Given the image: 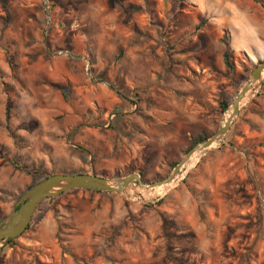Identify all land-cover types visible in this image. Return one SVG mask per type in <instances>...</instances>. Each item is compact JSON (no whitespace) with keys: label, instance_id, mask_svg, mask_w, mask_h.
<instances>
[{"label":"rangeland","instance_id":"obj_1","mask_svg":"<svg viewBox=\"0 0 264 264\" xmlns=\"http://www.w3.org/2000/svg\"><path fill=\"white\" fill-rule=\"evenodd\" d=\"M262 60L252 0H0V220L43 175L168 176L224 122L220 92L231 105ZM156 192L110 193L104 211L100 196L86 228H60L62 252L73 264H264V77L223 140ZM28 233L0 245V264L60 263L52 247L28 250Z\"/></svg>","mask_w":264,"mask_h":264},{"label":"water","instance_id":"obj_2","mask_svg":"<svg viewBox=\"0 0 264 264\" xmlns=\"http://www.w3.org/2000/svg\"><path fill=\"white\" fill-rule=\"evenodd\" d=\"M263 77L264 60L260 61L250 71L249 81L237 92L231 105L226 110L227 115L221 126L211 136L197 142L191 147L184 157L174 165L171 173L164 178L153 182H145L141 179L139 173H130L113 178L97 176L92 172L47 174L46 177L29 187L21 195L17 205L11 212L0 220V245L5 244L9 239L19 237L25 231L31 222L33 214L43 200L58 196L71 189L103 193H121L129 187L137 191L141 190L143 193H147L148 191L156 192L160 188L168 190L176 183L179 172L188 164L193 154L204 153L223 140L241 107L259 91ZM137 197L142 198V193L137 194Z\"/></svg>","mask_w":264,"mask_h":264},{"label":"crops","instance_id":"obj_3","mask_svg":"<svg viewBox=\"0 0 264 264\" xmlns=\"http://www.w3.org/2000/svg\"><path fill=\"white\" fill-rule=\"evenodd\" d=\"M88 192V191H87ZM103 193V192H102ZM66 194V195H65ZM57 199L51 201V207L47 206L45 201H42V203L39 205L37 210L35 211L33 217H32V223L33 228L30 226L29 230L30 233L28 235H25L24 237L20 238L24 244H26V248L28 250L33 251L37 255H39L40 250L45 249V248H54L55 250L58 251L59 255L61 256H55V259L57 260L59 258L60 263L59 264H73L72 260V255L70 252L65 253L62 252L60 244L57 242V237L60 235V228H63V226L68 229V236L72 237V233H76V231H80L79 228H86L87 224L86 221V215L90 217L96 211L94 209L96 202L100 199V196H103L102 199L104 200L103 203V208L102 210H107L109 206H111L112 201L111 199L105 196H108V194H101V193H90L88 192L89 195L83 194V193H77L74 194L73 191L69 193H65ZM68 194V195H67ZM67 196V199L63 198L62 196ZM92 196H94V200L92 201ZM58 200V201H57ZM67 200L70 202L68 205ZM85 203L87 208H85L84 212L80 208V204ZM116 204V211L118 212L119 209L121 208L119 206V203L115 200L113 201ZM41 206H47L41 209ZM58 208L62 209H67L70 212L71 217H65V216H58L54 217L53 213L54 210H58ZM38 211V212H37ZM37 212V213H36ZM36 214H39V217H34ZM58 214V213H57ZM124 219H121L118 222L117 219L115 218H109L107 219V226H116L120 225L123 222ZM61 222V223H60ZM117 223V225H116ZM73 233V234H74ZM59 246V247H58ZM49 250V249H46ZM43 251V250H42ZM41 264H49V262L52 261V257H48L46 255L41 256ZM62 261V263H61Z\"/></svg>","mask_w":264,"mask_h":264},{"label":"trees","instance_id":"obj_4","mask_svg":"<svg viewBox=\"0 0 264 264\" xmlns=\"http://www.w3.org/2000/svg\"><path fill=\"white\" fill-rule=\"evenodd\" d=\"M253 2H256V3H258L260 6H262V7H264V4L262 3V1L261 0H252ZM223 63H224V65L228 68V69H230V70H232L233 69V61H232V56H231V54L230 53H228V52H224L223 53ZM135 104V103H134ZM229 105H230V103H229V101L227 100V98L225 97V92L224 91H221L220 92V98H219V100H218V111H219V113H224L227 109H228V107H229ZM118 112L116 111V114H117ZM209 137V135L208 134H205V133H202V134H200L199 136H197V138L191 143V145L189 146V149L191 148V147H193L197 142H199V141H201V140H204V139H206V138H208ZM176 163H172V165H175ZM34 172H36V173H38V174H40V172H38V171H34ZM52 174H66V173H52ZM96 175V174H95ZM44 177H45V175H43ZM33 184H35V183H33ZM32 184V185H33ZM32 185H30L29 187H31ZM28 187V188H29ZM27 188V189H28ZM26 189V190H27ZM74 190H78V189H71V190H69V191H66V192H64V193H62V194H60V195H58V196H55V197H51V198H47V199H45V200H43V201H53V200H55V199H57V197H59V196H61V195H63V194H65V193H68V192H71V191H74ZM79 190H82V189H79ZM88 192H90V193H101V194H110V193H102V192H91V191H88ZM42 203V202H41ZM34 215V214H33ZM33 217V216H32ZM3 219V218H2ZM32 223V219H31V222L29 223V225H28V227L25 229V230H28V228L30 227V224ZM15 241H16V239L15 238H13V239H9L6 243H5V245H9V244H12V245H15L16 243H15ZM0 252H1V248H0ZM0 258H1V255H0Z\"/></svg>","mask_w":264,"mask_h":264},{"label":"bare ground","instance_id":"obj_5","mask_svg":"<svg viewBox=\"0 0 264 264\" xmlns=\"http://www.w3.org/2000/svg\"><path fill=\"white\" fill-rule=\"evenodd\" d=\"M197 158H198V154H193L192 157L190 158L188 164H187L185 167H189V166H191L192 164H194V162L197 160ZM159 190H160V191H165L166 189H165V188H160ZM159 190H158V191H159ZM155 193H158V192H154V193L152 192V193H151V192L148 191L147 194H151V195H152V194H155ZM142 197H144V195H142ZM144 198H145V197H144Z\"/></svg>","mask_w":264,"mask_h":264}]
</instances>
